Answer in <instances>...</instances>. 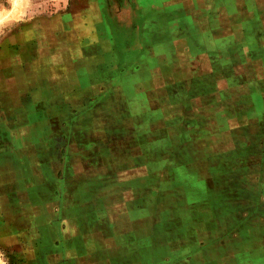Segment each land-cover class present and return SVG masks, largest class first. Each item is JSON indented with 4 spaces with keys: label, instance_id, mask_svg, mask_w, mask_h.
<instances>
[{
    "label": "rangeland",
    "instance_id": "374dc122",
    "mask_svg": "<svg viewBox=\"0 0 264 264\" xmlns=\"http://www.w3.org/2000/svg\"><path fill=\"white\" fill-rule=\"evenodd\" d=\"M130 1L0 0V264H264V0Z\"/></svg>",
    "mask_w": 264,
    "mask_h": 264
},
{
    "label": "crops",
    "instance_id": "0c3cea01",
    "mask_svg": "<svg viewBox=\"0 0 264 264\" xmlns=\"http://www.w3.org/2000/svg\"><path fill=\"white\" fill-rule=\"evenodd\" d=\"M79 6H81V5H79ZM95 6H96L95 2L86 3V4H83L82 10H90V11L96 12L97 7L95 9ZM76 11L77 12L81 11V7L78 8ZM46 58H48V55H46L43 59H46ZM46 65H47V63H46ZM47 69H49V68H47ZM39 70H40V68H35L33 70H32V68L30 70L25 68L24 70L22 69V71L18 72L17 75L22 76V75L30 74L32 78L30 80L28 79V82L33 84L34 79H35V82H36V84H34L35 86L36 85L39 86L42 84L41 87H46V90H47V88H48V90L51 89V87L49 88V85L45 84L43 81L41 83H37L39 77H41L40 72H38ZM41 75H43L42 72H41ZM33 76H34V78H33ZM26 82H24V83H26ZM32 89L33 88H30L29 90H32ZM28 121L29 122H27L26 127L29 130L27 131V133H21L20 139L24 140V141L28 140V141L32 142L34 139V119L31 118ZM24 123L26 124V122H20V124H19V122H17V124H19L21 126ZM31 146H32V148H34V143H32ZM89 215L84 217L86 222H87L86 223L87 227H86V230L84 233H85V235L87 234L86 238L90 239L91 245L86 246L87 249L84 250L83 255L75 253L76 250L70 251L69 259L73 262L75 259L77 264H112L113 253H115V252H113V250L118 249L117 243H119V242H117V239H118L117 237L119 234H121L119 229L116 227L115 215L112 214L111 212L107 213L105 211H98L93 217L92 216L90 217ZM72 234L73 233L70 230L69 231V237H71ZM117 260H118V258H117ZM114 261H116V260H114ZM74 264H75V262H74Z\"/></svg>",
    "mask_w": 264,
    "mask_h": 264
},
{
    "label": "flooded vegetation",
    "instance_id": "af4514ba",
    "mask_svg": "<svg viewBox=\"0 0 264 264\" xmlns=\"http://www.w3.org/2000/svg\"><path fill=\"white\" fill-rule=\"evenodd\" d=\"M109 1V4L111 3V0H108ZM131 1L130 0H126V3L127 4H124V2H123V4H115V6H114V9L112 8V6H111V9L109 10L108 9V11H109V15H111V12L110 11H112V9L113 10H123V9H127L128 8V6H130L131 7V3H130ZM131 9V8H130ZM128 26V25H127ZM126 26V24H124L122 27H127Z\"/></svg>",
    "mask_w": 264,
    "mask_h": 264
},
{
    "label": "clouds",
    "instance_id": "9594fccd",
    "mask_svg": "<svg viewBox=\"0 0 264 264\" xmlns=\"http://www.w3.org/2000/svg\"><path fill=\"white\" fill-rule=\"evenodd\" d=\"M3 19H4L3 17H0V23H3Z\"/></svg>",
    "mask_w": 264,
    "mask_h": 264
}]
</instances>
